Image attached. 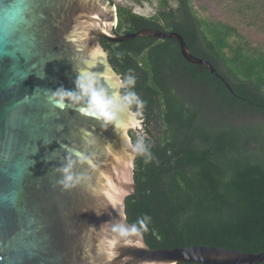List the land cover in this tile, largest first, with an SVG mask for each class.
I'll use <instances>...</instances> for the list:
<instances>
[{
	"label": "water",
	"instance_id": "95a60500",
	"mask_svg": "<svg viewBox=\"0 0 264 264\" xmlns=\"http://www.w3.org/2000/svg\"><path fill=\"white\" fill-rule=\"evenodd\" d=\"M10 15L5 27L0 11V264L264 263V251L150 249L126 219L123 201L135 188L129 132L142 130L143 118L121 94L126 83L100 40L174 39L187 62L217 76L209 62L176 32L116 35L109 0H27ZM60 87L79 99L58 106ZM106 100L116 105L115 120ZM66 174L73 176L68 189Z\"/></svg>",
	"mask_w": 264,
	"mask_h": 264
},
{
	"label": "trees",
	"instance_id": "16d2710c",
	"mask_svg": "<svg viewBox=\"0 0 264 264\" xmlns=\"http://www.w3.org/2000/svg\"><path fill=\"white\" fill-rule=\"evenodd\" d=\"M109 1L116 35L142 28L176 32L217 73L187 62L174 39L100 40L126 83V103L144 122L138 133L129 132L136 154L135 188L123 201L127 222L150 249L263 252L264 50L221 20L198 16L191 3L201 0ZM246 2L231 10L252 16L256 6ZM146 3L150 16L130 6ZM260 5L255 9L264 10V0Z\"/></svg>",
	"mask_w": 264,
	"mask_h": 264
},
{
	"label": "rangeland",
	"instance_id": "374dc122",
	"mask_svg": "<svg viewBox=\"0 0 264 264\" xmlns=\"http://www.w3.org/2000/svg\"><path fill=\"white\" fill-rule=\"evenodd\" d=\"M122 1L126 2L125 0ZM246 1V4L255 5L256 7L257 4L260 5L263 3V0ZM243 2L244 0H201L192 1L191 7L196 11L197 15L200 17L207 18L208 20H221L228 26L234 27L236 29L237 34L241 39H243V41H247L250 45L264 50V10L261 9L259 6L258 7L261 10H256V7H254V11H252L251 13L253 17L240 16L239 14H236L235 11L231 10L230 5H243ZM130 6L134 7L133 10L135 12L143 16H150L154 12L153 7L149 3H146L142 8L136 5ZM227 6H229L230 9L225 8ZM236 40L239 42L238 39ZM143 124L144 122L142 121V125Z\"/></svg>",
	"mask_w": 264,
	"mask_h": 264
},
{
	"label": "clouds",
	"instance_id": "9594fccd",
	"mask_svg": "<svg viewBox=\"0 0 264 264\" xmlns=\"http://www.w3.org/2000/svg\"><path fill=\"white\" fill-rule=\"evenodd\" d=\"M27 8V0H14L13 3L9 4L7 0H4L3 2V7L0 9V11L3 12L4 17H5V27H7L8 22L11 20V15L10 13H20L24 11ZM75 86L80 87L83 90V85L80 84V78L78 77L77 80L74 82ZM54 97H58V106H63V101L65 99L71 98V99H79V96L77 95L76 92L72 90L65 89L63 87L57 88L53 92ZM134 99V97H133ZM105 107L108 109L107 115L109 119L115 120L117 118V111H114L116 108V105L110 101L106 100L105 101ZM137 151H144L143 147L137 149ZM72 168V165L69 164L67 168L64 170L65 173H67L70 169ZM73 181V176L72 175H65L64 179L61 181L65 189H68Z\"/></svg>",
	"mask_w": 264,
	"mask_h": 264
}]
</instances>
